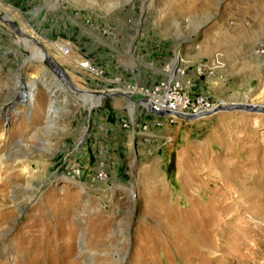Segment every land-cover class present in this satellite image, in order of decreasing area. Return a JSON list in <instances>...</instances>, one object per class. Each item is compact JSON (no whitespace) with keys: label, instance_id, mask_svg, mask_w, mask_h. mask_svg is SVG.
I'll use <instances>...</instances> for the list:
<instances>
[{"label":"rangeland","instance_id":"1","mask_svg":"<svg viewBox=\"0 0 264 264\" xmlns=\"http://www.w3.org/2000/svg\"><path fill=\"white\" fill-rule=\"evenodd\" d=\"M0 162V264H264V0H0Z\"/></svg>","mask_w":264,"mask_h":264},{"label":"bare ground","instance_id":"2","mask_svg":"<svg viewBox=\"0 0 264 264\" xmlns=\"http://www.w3.org/2000/svg\"><path fill=\"white\" fill-rule=\"evenodd\" d=\"M34 33V32H33ZM22 34L24 35V39H26L27 41H30L32 43H36V36L34 37L33 34L31 35L30 33H27V32H22ZM38 51V50H37ZM36 51V52H37ZM39 51H42L40 52V55H38L37 57L39 59H42L41 55L42 54H45V57H48V55H50L47 50L43 49V50H39ZM38 54V53H37ZM184 58V57H183ZM182 58V55H178V57L176 58V61L173 63V69L175 70L177 66L179 65H183L185 63L184 59ZM50 60L52 63H56V60L54 58H52L50 56ZM26 62H24L22 64V67L24 66ZM77 63L79 69H81V65L79 62H75ZM85 64V63H84ZM87 65V64H86ZM85 66V65H84ZM202 67V66H201ZM90 72V71H89ZM205 72V71H203ZM208 73V72H207ZM63 77H64V80L66 83L70 84V83H73L72 82V77L69 76V74L67 72H64L63 74ZM51 81V80H50ZM56 81V80H55ZM21 84H20V88L24 87L25 85V81H19ZM52 84H57V81L56 82H53ZM59 85V84H57ZM55 86V85H52L53 87H55L56 89H54L51 93V98H50V102L47 106V110H52L53 113H51V122L54 120V117L58 112L60 111L59 108L56 106L57 105V102H59L60 98L62 97L63 93L60 91V88L58 87H62V90L65 88V86ZM73 86H75V89L77 91H80V88L76 85H74V83L72 84ZM33 87L30 89L29 91V98H31V101H33L34 99V91L32 90ZM18 92L17 90L15 91V93ZM64 92V91H63ZM108 93V92H107ZM236 102V105H238V107L240 106H257L256 104L252 103V102H248L246 99L244 100H239V101H235ZM230 105H234L232 102L230 101H222L220 103H216L215 105L213 106H206V105H202L196 109H194L193 111L189 110V109H185V113L187 115H189L191 118H196V117H199L201 115H206L207 117L208 116H211L213 113L212 112H215V111H219L220 108H224V107H227V106H230ZM94 107V106H93ZM91 108V107H90ZM153 109L155 110V112H157V116L159 117H163L164 120L166 121L168 119L169 116H173L175 115V112L178 110V108L176 106H174L173 104H170V103H161L160 105H157L156 107H153ZM47 111V112H48ZM53 114V115H52ZM49 115V112L48 114L46 115V117H48ZM60 115V114H59ZM187 117V116H186ZM202 117V116H201ZM49 119V120H50ZM195 120V119H194ZM162 122V121H161ZM53 124V123H52ZM94 149V148H93ZM3 159V157H1ZM1 163V162H0ZM51 176V174H50ZM52 177V176H51ZM52 180V179H51ZM50 181V179L48 180L45 179V180H42L40 182V184H38V187L37 189L35 190V194H38L42 191V189L45 187V184H47L48 182Z\"/></svg>","mask_w":264,"mask_h":264},{"label":"water","instance_id":"3","mask_svg":"<svg viewBox=\"0 0 264 264\" xmlns=\"http://www.w3.org/2000/svg\"><path fill=\"white\" fill-rule=\"evenodd\" d=\"M240 107H251V106H240ZM240 107H238V108H240ZM254 107H257L258 108V106H252L251 108H254Z\"/></svg>","mask_w":264,"mask_h":264}]
</instances>
